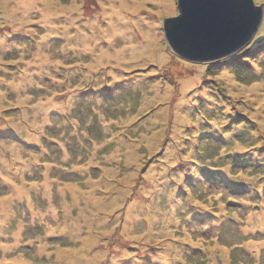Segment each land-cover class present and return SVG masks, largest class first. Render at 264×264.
Returning a JSON list of instances; mask_svg holds the SVG:
<instances>
[{"label":"rangeland","instance_id":"1","mask_svg":"<svg viewBox=\"0 0 264 264\" xmlns=\"http://www.w3.org/2000/svg\"><path fill=\"white\" fill-rule=\"evenodd\" d=\"M28 1L0 0V264H264V13L172 81L177 0Z\"/></svg>","mask_w":264,"mask_h":264},{"label":"water","instance_id":"2","mask_svg":"<svg viewBox=\"0 0 264 264\" xmlns=\"http://www.w3.org/2000/svg\"><path fill=\"white\" fill-rule=\"evenodd\" d=\"M178 12L163 20L170 48L188 61L232 55L261 26L264 5L254 0H177Z\"/></svg>","mask_w":264,"mask_h":264},{"label":"trees","instance_id":"3","mask_svg":"<svg viewBox=\"0 0 264 264\" xmlns=\"http://www.w3.org/2000/svg\"><path fill=\"white\" fill-rule=\"evenodd\" d=\"M260 4H263L264 5V3L263 2H260ZM261 34L262 33H264V27H263V29L261 30V32H260ZM263 41L264 42V34L258 39V41ZM251 47V46H250ZM249 47V48H250ZM249 48H247V49H245V50H242L241 52H240V54H245V53H248L249 54V52H251V50H249L248 51V49ZM165 51L167 52V51H169V52H171L174 56L171 58V59H169V61H167L166 63L168 64V66H167V69H164V66H163V71H164V74L165 75H167L169 78H165V79H171L172 81H174V79H173V77L174 76H172V75H170V74H168L166 71L169 69L170 70V72L172 73L173 72V70H175V71H178L179 70V68H180V66L179 65H182V63L184 62V60H183V58L181 57V56H179L178 54H175L174 52H173V50L169 47V45H168V43H167V47H166V49H165ZM239 54V55H240ZM255 54V53H254ZM231 55H228V56H224V57H222V58H219V59H216V60H212V61H209V62H203V63H206V64H218V63H228V60H229V57H230ZM238 56V55H237ZM181 57V58H180ZM227 58H228V60H227ZM255 60V59H254ZM188 61V60H187ZM229 63H230V61H229ZM163 65V64H162ZM219 66H220V64H219ZM237 67H239V66H237ZM236 67V68H237ZM241 68V67H240ZM180 72V71H179ZM185 74V73H184ZM181 75H183V73H181ZM160 76L163 78V76H162V74L160 73ZM172 76V77H171ZM180 77V76H179ZM179 77H178V79H179ZM164 79V78H163ZM177 79V80H178ZM171 84V83H170ZM248 112V111H247ZM252 122V121H251ZM189 159V158H188Z\"/></svg>","mask_w":264,"mask_h":264},{"label":"bare ground","instance_id":"4","mask_svg":"<svg viewBox=\"0 0 264 264\" xmlns=\"http://www.w3.org/2000/svg\"><path fill=\"white\" fill-rule=\"evenodd\" d=\"M34 1H35V0H33L32 3H34ZM32 3H30V2L28 1V2H27L28 6H27L26 9L29 10V8L33 6ZM43 7H44L45 10H46V14H51V13L53 12V10L51 9V6L48 5V1H46V0L43 2ZM114 10L116 11V13H117L118 11L120 12V8L118 9V7H114ZM111 26L113 27V25H111ZM132 46H134V45H132ZM135 46H136V45H135ZM133 49H135V47H133ZM113 54H114V53H113ZM117 59H118V58H117ZM87 264H89V263H87Z\"/></svg>","mask_w":264,"mask_h":264}]
</instances>
